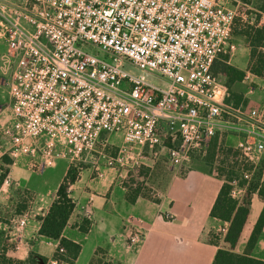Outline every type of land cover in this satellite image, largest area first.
Listing matches in <instances>:
<instances>
[{"label":"built area","instance_id":"2783aa9c","mask_svg":"<svg viewBox=\"0 0 264 264\" xmlns=\"http://www.w3.org/2000/svg\"><path fill=\"white\" fill-rule=\"evenodd\" d=\"M235 19L223 0H0V37L11 62L10 121L0 128L8 146L0 157L27 159L29 169L43 172L59 159L88 156L100 177L101 165L134 168L143 147L165 148L176 166L208 148L216 134L234 133L242 158L257 166L264 152V70L244 72L242 81L263 91L254 105L229 100L211 70L221 54L237 48ZM149 75L164 84L150 83ZM114 134H121L127 151L109 153ZM12 183L6 174L2 185ZM231 186L230 196L239 201L245 187L235 180ZM85 213L89 218L90 206ZM135 220L130 244L147 231ZM26 223V214L8 219L14 251L26 245Z\"/></svg>","mask_w":264,"mask_h":264},{"label":"crops","instance_id":"0c3cea01","mask_svg":"<svg viewBox=\"0 0 264 264\" xmlns=\"http://www.w3.org/2000/svg\"><path fill=\"white\" fill-rule=\"evenodd\" d=\"M259 20L264 23V13ZM253 91H248V94L252 93V103L249 102L251 105L258 103L263 94L260 89L254 96ZM7 119L0 121V128L10 121V116ZM236 140L237 137L233 136L235 144ZM6 144L7 141L1 138L0 151ZM262 158L264 160V152ZM58 163L47 168L49 176H57L59 172L53 191L45 185L39 187L43 183L34 184L21 179L29 169L27 159L24 158H19L8 167L6 174L13 183L3 186L2 181L0 182V241L5 239L8 242L7 223L10 217L27 215V223L22 231V239L26 245L17 251L10 250V256L24 259L33 251L47 258V264L55 259L57 241L43 238L38 230L41 218L54 200L57 187L70 164L68 162L61 171ZM101 169L103 174L97 177L89 161V165L82 169L80 178L70 187L74 208L62 235L79 243L81 250L72 263L60 261L57 264H89L96 256L97 249L102 251L104 260L110 264H212L214 255L222 244L221 240L218 244L214 242V234L223 224L209 213L222 180L207 165L194 162L183 176L175 173L164 190L158 192L157 201L139 197L132 204L126 200V189L117 180L123 170L104 165H101ZM25 176L30 178L27 174ZM38 188L44 191H38ZM90 196L93 197L91 202ZM254 200L259 203V207L251 228L247 231L246 242L262 208V201L255 194L251 200L249 215ZM87 206L91 209L89 218L85 213ZM136 218L143 221L147 231L142 241L130 244L127 236L130 226L136 223ZM84 219L89 220L86 232L80 229ZM243 233L244 227L240 237ZM246 242L241 249L236 248L237 242L233 251L243 254ZM250 255L264 260V224Z\"/></svg>","mask_w":264,"mask_h":264},{"label":"trees","instance_id":"16d2710c","mask_svg":"<svg viewBox=\"0 0 264 264\" xmlns=\"http://www.w3.org/2000/svg\"><path fill=\"white\" fill-rule=\"evenodd\" d=\"M244 5H253L257 10L253 24L238 22V26H234L232 30V39L239 36L244 40V47L248 50V64L246 70H249L255 75H260L264 70V24H257L260 16L264 13V0H236ZM212 72L219 76L223 82L224 88L229 92V100L238 102L239 98H235L233 87L235 84L241 82L244 76V70H241L228 62V54H221L216 59L211 67ZM224 133L216 134L208 148L190 155V161L206 160L209 155L213 153H226L225 159L229 158L228 154H232V163L229 167H235L238 159L239 151L236 148H224L223 145H218L219 136ZM1 141V130H0ZM147 149V147H143ZM156 149V148H154ZM152 149V150H154ZM226 149V151H225ZM150 150V149H148ZM151 150V151H152ZM165 150V148H164ZM189 161V162H190ZM262 160L259 167L254 172L245 192L244 197L240 202L230 196L231 180L235 175L234 170L225 172L226 168H222L220 172H216L217 176L222 180L221 187L211 207L209 215L221 221L222 224L228 223L226 232L221 235L214 234V242L222 244L218 247L212 264H264V260L254 258L250 255V251L254 247L257 237L262 230L264 224V178L262 176ZM189 162H186L189 163ZM224 162V161H223ZM12 163V159L4 154L0 157V182L8 172V167ZM185 164V163H184ZM183 165V164H181ZM84 165L81 162H74L68 165L66 173L57 187L56 196L49 206L47 213L41 218L38 234L45 239L57 241L54 258L57 262L66 261L72 263L78 256L81 245L68 239L62 235V231L69 219V216L74 208V201L70 196V187L80 178V173ZM185 172H180L178 175L183 176ZM233 169V168H232ZM226 173V174H225ZM243 181H241L242 183ZM125 198L129 203H134L139 197H147L157 201L155 193L148 188L144 182H135L133 185H124ZM256 194L262 201V208L252 226L251 232L246 242L245 252L238 254L233 251L235 248L243 227L247 221L251 200ZM89 227V220L84 219L80 229L86 232ZM12 250V245L7 240L0 241V264H47V258L30 251L28 256L24 259H19L10 256L8 252ZM89 264H110L104 260L102 251L97 249L96 256Z\"/></svg>","mask_w":264,"mask_h":264},{"label":"rangeland","instance_id":"374dc122","mask_svg":"<svg viewBox=\"0 0 264 264\" xmlns=\"http://www.w3.org/2000/svg\"><path fill=\"white\" fill-rule=\"evenodd\" d=\"M7 1H15V0H7ZM223 2L226 6L235 10V13H236L235 24L237 26H238V22L249 23V24H253L256 22L255 17H256L257 10L253 7V5H244L236 0H223ZM233 42L236 44L237 48L233 53L228 54V62L232 64L233 66L241 70H244V72L249 71V70H246L247 64H248V50L246 49V47H244V40L239 36H235ZM95 51L96 50L93 48L92 52L96 53ZM10 63H11L10 58L7 52V44L5 40L0 37V121L1 122L7 121L8 120L7 118H9L10 116L9 111L6 109V103L9 100V92H8V87L6 85V79L8 80V75L10 73ZM125 68L134 73L140 72L139 70L135 69L133 65L129 63H125ZM147 78L150 83L159 84V85L164 84L162 83V80L157 78L155 75H149ZM249 87H254V91H253L254 96L256 92L260 91V86L256 83H245L241 81L235 84V86L233 87V90L235 92V96H236L235 98L236 99L239 98L237 103H239L240 101H244L247 103L252 101L250 100L252 93L248 94ZM112 136L113 135H111L110 140L116 143V145H114L113 143L112 148L109 151V153L111 155H115L119 149H121L123 152L127 151V146L126 144L123 143L121 134H115L113 137ZM233 136L236 137L234 133H224V135L219 136L218 138L219 143L217 144L223 145L224 148H228V147L236 148L235 143L232 141ZM7 146L8 144L5 145V147ZM137 151H138V148L133 149V153ZM226 155H227V152L222 154V153H219V150H218L216 154L213 153V156H211L210 154L208 158L206 157V160L190 161L187 164L185 163L183 165L173 166L169 161V158L166 153V149L164 150V148L162 147H157L156 149L151 151V150H148V148L147 149L142 148L140 155L135 157L137 162L134 163V168H131V166L126 167L121 172L120 176H118L117 180H118L119 185L121 186L133 185L135 184V182H144V184L148 188L156 192L155 197H157L158 192H162L164 190L169 180L172 178V176L175 173H177V175L180 172L183 173L187 170L188 167H191L194 162H201L207 165V167L211 169L212 171H214L215 173L220 172L222 168H226L225 172L234 170L235 175L233 176L232 180H235L237 184L245 187V190L242 194V198H243L247 190V186L252 176L254 175V172L257 170L260 164L254 167L253 164L244 160L239 153L235 167H232L233 168L232 169L231 167H229V165L232 163V160H231L232 157H230L232 154H228L229 158H227V160L225 159ZM57 162H59L58 164H60L61 166L58 169L61 170L66 164H68L69 161L67 158H62L58 160ZM80 162L81 164L84 165V167L88 166L89 165L88 156H85L84 160ZM56 164L54 166H56ZM48 169H46L44 173H39L35 170L28 169V171H26L23 174L24 176H21V179L24 181L28 180L29 182H32L34 184L43 183L39 187L42 188L45 185L48 189L50 188L53 191L55 187L54 181L55 179H57V177H59V172L57 176H55L54 174L49 176L47 175ZM244 173H248L249 177L245 178ZM25 174L30 176V178H27ZM241 181L243 182L241 183ZM37 190L44 191L40 188H38ZM242 198L238 202H240ZM258 207H259V203L256 200H254L251 206V212L249 215L248 222L244 226V233L240 237V240L238 241V244L236 247L237 249L239 248L241 249L242 246L245 244L246 236L248 233L247 231L251 228V223L256 215Z\"/></svg>","mask_w":264,"mask_h":264}]
</instances>
